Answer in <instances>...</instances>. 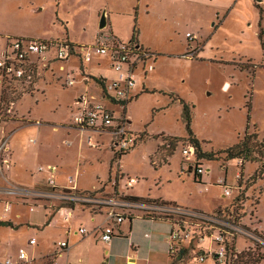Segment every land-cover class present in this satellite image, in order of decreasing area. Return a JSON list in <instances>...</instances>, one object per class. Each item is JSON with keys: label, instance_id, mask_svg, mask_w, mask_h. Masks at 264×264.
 <instances>
[{"label": "rangeland", "instance_id": "374dc122", "mask_svg": "<svg viewBox=\"0 0 264 264\" xmlns=\"http://www.w3.org/2000/svg\"><path fill=\"white\" fill-rule=\"evenodd\" d=\"M103 17L107 27L101 30ZM104 36L123 44L136 38L155 55L145 67L138 66L131 90L134 101L124 110L102 100L117 117L132 122L130 130L135 136L143 135L120 162L131 179L139 180L129 196L132 193L136 198L205 214L228 207L232 217L255 235L239 237L235 249L261 258L259 264H264V160L246 163L242 169L241 162H228L222 153L247 133H257L264 144V0H0V54L9 39L91 47ZM191 49L197 50L194 59L184 57ZM61 64L40 68L32 84H13L3 96L0 140L9 139L13 168L0 172V189H32L37 183L41 189L46 177L37 170L48 164L62 167L65 175L73 174L71 167L77 165L80 189L98 186L111 193L117 175L122 176L119 160L112 164L115 155L108 136L82 132L75 126V98L88 90L80 79L73 87L65 85L68 67L76 68L78 62L65 63V71H60ZM149 64L154 71L147 70ZM79 66L87 76L107 81L117 77L109 55L94 53L91 63ZM225 84L230 86L228 91L223 90ZM184 105L189 107L191 130L202 153L213 155L202 160L210 171L201 181L189 172V162L182 154L190 144ZM90 138L97 148L90 147ZM220 180L233 188L231 197H224ZM119 185L115 189L120 190ZM35 199L41 200L17 199L0 192V216L5 223L0 226V254L15 257L19 248H28V241L36 238L40 245L35 251L41 255L51 250L52 241L62 239L59 231L64 229L50 227L49 219L56 217L63 204L48 201L47 210L35 207L31 212L30 206H38ZM8 205L11 210L6 213ZM83 215L75 211L72 223L81 218L88 222ZM134 223L152 225L143 220ZM155 223L159 226L155 235L171 233L166 224ZM161 244L153 255L141 257V262L168 263L167 245ZM201 247L196 244L187 252L200 255ZM204 264L214 263L208 259ZM236 264H241L240 259Z\"/></svg>", "mask_w": 264, "mask_h": 264}, {"label": "built area", "instance_id": "2783aa9c", "mask_svg": "<svg viewBox=\"0 0 264 264\" xmlns=\"http://www.w3.org/2000/svg\"><path fill=\"white\" fill-rule=\"evenodd\" d=\"M191 40L195 37L187 35ZM109 55L111 66L117 77L113 81H105V88L102 92L104 99L110 100V103L120 105L124 110L125 102L133 100L134 96L131 90L135 86V72L140 64L146 66L147 62L153 61L155 55L147 50H141L139 46L123 44L119 40L104 36L97 40L91 47H82L79 45L67 43L64 41L43 42L33 39H11L0 55V121L2 118L3 96L6 91H10L13 84L25 83L32 84L40 68L48 67L51 63L61 64V71H65L64 64L71 60H78L81 64L91 63L93 54ZM196 51L191 49L189 54L184 57L194 59ZM147 70L154 71L153 65L149 64ZM76 78L67 75L65 85L73 87L76 85ZM229 84H225L224 91H228ZM15 103H12V107ZM114 105V104H113ZM11 109H8L9 112ZM77 129L82 132L91 131L99 137L108 136L109 145L115 156H122L132 151L138 143V137L135 136L129 126L128 118L122 119L116 116L115 110L107 107L101 102H96L94 98L83 95L77 102V109L73 120ZM36 124L41 125L40 122ZM32 144H36L35 139H31ZM90 147L97 148L90 138ZM182 154L185 160L189 162V168L193 175L202 180V176L209 173L202 160L196 161V149L188 144L183 147ZM11 154L9 149V139L0 140V172L3 168L10 165ZM37 174L45 176L46 179L41 183V189H25L19 186L0 189V192L16 197L17 199L40 198L37 200L38 206H30V211L35 207L47 210L48 201H58L62 203L56 217L54 226L61 227L67 232L72 229V220L75 211L88 212L91 215L99 216L102 221L95 227L100 241L110 243L116 236L117 227L125 221L134 218H152L163 219L172 224V230L168 237V252L170 257H178L184 245L201 247L200 255L197 258L199 263H205L213 258L217 264H236L241 252L237 251L236 241L239 237H254L255 235L240 224L238 219L226 217L220 214H205L200 211L178 207L161 202L140 203L128 199V191L131 190L137 182L135 179H125L113 183L114 188L111 193L104 190V187L95 191H83L79 187L80 171L67 176L66 184L58 182V170L54 166H41ZM241 178V175H237ZM117 182L120 183V190L115 189ZM123 184V186L121 185ZM224 189V197H231L233 188L220 180L218 182ZM107 197H105V194ZM111 195V197L109 196ZM42 202L44 204H42ZM78 207L81 210H78ZM51 209V208H49ZM10 205L6 206L5 212L9 213ZM20 215H18V218ZM59 219V221H58ZM0 216V224L4 223ZM62 221V222H61ZM86 227H79L78 234L82 237L90 235ZM208 245V246H207ZM39 247L36 238L28 241V248L21 247L15 257L0 254V264H70L64 259L69 253V243L67 240L57 241L52 251L38 255L35 251ZM32 249L29 252L28 249Z\"/></svg>", "mask_w": 264, "mask_h": 264}, {"label": "crops", "instance_id": "0c3cea01", "mask_svg": "<svg viewBox=\"0 0 264 264\" xmlns=\"http://www.w3.org/2000/svg\"><path fill=\"white\" fill-rule=\"evenodd\" d=\"M4 49L2 50L1 54L3 53ZM72 61L78 62V64L76 68L73 66L68 67L70 70L68 74L72 76L75 75L74 77L76 79H80L79 82L84 84L88 90V91H85L79 94L75 98L76 99L75 104H77L79 98L82 97L83 95H88L89 97L94 98L96 102L103 103L102 100H105L102 94L103 91H101V87L98 83L97 84L94 83L95 79H99V78H97L94 75L87 76L86 72L82 71V68H80L79 66V64L81 63L76 59ZM64 68L67 69L66 65H64ZM59 69H61V66H59ZM98 90H100L99 95H97ZM93 93H96V95H94ZM76 109H77V106H76ZM128 122L132 124L130 120H128ZM9 149L11 151L10 146H9ZM120 162L121 160L119 161V164H120L119 168L121 170L120 173L122 174V176H120L121 182H122V181H125V179H128L130 177L123 171V168L121 167ZM12 164H13V159L11 155L10 165L9 167L6 168L8 172L13 168ZM47 166H54V165L48 164ZM54 167H56L58 170L57 180L62 185L66 184L67 176L73 175L74 173L79 171V167L76 165V168L71 167V170L72 171L74 170L73 174L65 175V173H63L62 167H59V166H54ZM110 170H111V162H110ZM31 178L34 183V178H35L34 174L31 175ZM122 183L121 185L123 186ZM138 183H139V180L137 179V182L134 184V186ZM99 188L100 187L98 186L97 187L94 186L92 188H81V190L95 191V190H98ZM130 195L134 197L132 193H130ZM219 207H216L215 209H213L212 212H214L215 210H218ZM81 213L84 214L83 216L86 215L88 217L87 218L88 222L84 221L83 218H81L79 221L71 223L72 225L71 231L67 232L65 229L59 231L60 233L63 234L62 239L60 240H67L70 246L69 253L64 259L66 262L70 264H94V263L96 264H143L141 262V257L145 255H153L154 253H156L158 249L160 248V241H162V244L167 245V248H168L169 234H167V236L165 234V237L162 234L161 235L159 234L157 236L154 234V231L156 232V230H158L159 228L158 224L155 222L166 224L167 226H169V229L171 231L172 224L169 221H166L163 219L156 220V219L147 218V217L130 219V220L125 221L119 227H117L118 236H116L110 243H103L100 241L98 233L94 232L95 227L102 221V218L99 216L91 215L88 212H81ZM135 220H143L146 223L148 221V223L151 222L152 225H146L144 227L141 225L139 226L134 223ZM56 222H57V219H54L52 223L49 224V226L50 227L54 226L53 224H56ZM81 226L86 227L89 231H91L90 235L86 237H82L81 235H79L78 228ZM147 230L153 231V234L151 235L147 234L148 232H145ZM158 238L160 239V241H158ZM57 241L59 240L52 241L50 245L51 250L49 249L46 251H52L53 246ZM190 248H191L190 245H184L182 250L184 251V249L188 250ZM46 251H44V253H48ZM193 252L195 253V251ZM168 255H169V252H168ZM183 255H182V258L180 259L181 261L177 260L176 258L177 261H180L178 264H199V262L197 261V258L199 255L192 256L190 252H187L184 257ZM169 257H168L169 262L166 264H173L172 257L170 258ZM212 261L214 264H216L214 259H212ZM145 264H152V263H150V260L147 259ZM153 264H162V262L155 260Z\"/></svg>", "mask_w": 264, "mask_h": 264}, {"label": "trees", "instance_id": "16d2710c", "mask_svg": "<svg viewBox=\"0 0 264 264\" xmlns=\"http://www.w3.org/2000/svg\"><path fill=\"white\" fill-rule=\"evenodd\" d=\"M130 45H132L134 47L139 46L141 50H144L143 47L138 44V41L136 38L132 39V41L130 42ZM95 80L100 85L101 91H104L106 79L99 78V79H95ZM132 101L133 100L127 101L124 103V105H126V107H127ZM183 107H184L183 116H184L185 121H186V129H187L189 137H190L189 142L196 149V161L204 160L208 156L212 157L213 155H207L205 153L204 154L202 153L200 143L197 141V139L194 138L192 130H191V116H190L189 107L187 105H184ZM124 114H126V112ZM142 136L143 135L137 136L138 140H140V139L143 140ZM176 147H177L176 144H174V146L171 150V151H173V153L175 152ZM130 152L131 151H129L128 153H126L122 156H114V160L112 161V164L115 163L117 160L120 161L123 157L130 154ZM222 153L225 154V160L228 162H230V161L241 162L242 169H243V167L246 163H260L261 164L262 160H264V144H263V142H259V136L257 133L252 134V135H249L247 133L238 143H236L235 145H233L231 147L226 148ZM208 160H210V159H208ZM112 164H111V169L113 168ZM263 168H264V166L262 167V169ZM262 171H264V169ZM118 179L119 178L116 177L115 180L118 181ZM194 179L196 181L199 180V178L197 176H194ZM128 199L131 201H134V202L150 203V201L140 199V198H136V197H128ZM233 202L235 204L236 199ZM161 203H164V202H161ZM220 213H222V214L224 213L226 215V217H231V213L229 212L228 207H225V208L217 211V214H220ZM51 220H52V218L49 219L50 222H51ZM4 224L5 223H1L0 226L4 225ZM187 251L188 250L184 249L183 257L185 256ZM244 256H247L246 260L244 259V258H246ZM176 258L177 257H172V259H173L172 263L173 264H178L181 261V260L177 261ZM211 259H213V258H211ZM239 259H240L241 264H259L261 258H257L256 256H252L251 254H248V253H242L241 256L239 257ZM262 260H264V258Z\"/></svg>", "mask_w": 264, "mask_h": 264}, {"label": "water", "instance_id": "95a60500", "mask_svg": "<svg viewBox=\"0 0 264 264\" xmlns=\"http://www.w3.org/2000/svg\"><path fill=\"white\" fill-rule=\"evenodd\" d=\"M257 2H262V0H257ZM107 27V22H106V18L103 17L100 23V29L103 30ZM131 125V123H129V126ZM189 172L192 173V169L189 168ZM184 251L181 250L180 255L177 257V260H180L182 258Z\"/></svg>", "mask_w": 264, "mask_h": 264}, {"label": "flooded vegetation", "instance_id": "af4514ba", "mask_svg": "<svg viewBox=\"0 0 264 264\" xmlns=\"http://www.w3.org/2000/svg\"><path fill=\"white\" fill-rule=\"evenodd\" d=\"M195 51H196V54H197V50L195 49Z\"/></svg>", "mask_w": 264, "mask_h": 264}]
</instances>
